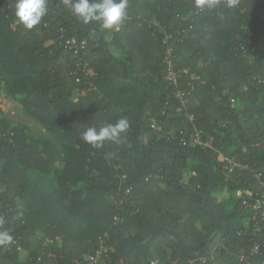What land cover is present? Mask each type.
<instances>
[{
    "label": "trees",
    "instance_id": "trees-1",
    "mask_svg": "<svg viewBox=\"0 0 264 264\" xmlns=\"http://www.w3.org/2000/svg\"><path fill=\"white\" fill-rule=\"evenodd\" d=\"M211 2L128 0L116 31L64 0L28 30L0 0V82L55 139L0 120V231L13 237L0 264H84L101 248L99 264H264V222L243 205L264 185V0ZM121 118L117 139L84 141Z\"/></svg>",
    "mask_w": 264,
    "mask_h": 264
},
{
    "label": "clouds",
    "instance_id": "clouds-1",
    "mask_svg": "<svg viewBox=\"0 0 264 264\" xmlns=\"http://www.w3.org/2000/svg\"><path fill=\"white\" fill-rule=\"evenodd\" d=\"M50 0H16L15 16L19 23L31 30L38 26L46 15ZM71 12L84 24L99 23L106 30L118 29L124 17L128 0H64ZM197 6L212 7L211 0H196ZM129 128L127 118L119 119L115 124H108L97 131L89 128L83 139L93 147H102L106 140H115ZM13 237L8 231H0V245H9Z\"/></svg>",
    "mask_w": 264,
    "mask_h": 264
},
{
    "label": "built area",
    "instance_id": "built-area-1",
    "mask_svg": "<svg viewBox=\"0 0 264 264\" xmlns=\"http://www.w3.org/2000/svg\"><path fill=\"white\" fill-rule=\"evenodd\" d=\"M115 30L119 31L120 28L115 29ZM67 44L69 45L70 49H75L77 48V45H78L75 39L69 41ZM82 44L85 45V42H83ZM168 63L169 65H168L167 79L173 84L177 85L178 76L174 70L172 62L169 61ZM193 144L202 146L204 148L211 147V142H204L202 133L199 131H197L195 137L193 138ZM219 159L221 161H226L228 163V165L226 166V169L228 170L229 173H231L235 168H242L238 166L236 163H234L233 160H229L225 158L222 154L219 155ZM237 193L240 195V197L243 195V192L241 191H238ZM245 195L247 196V198H245L243 201L244 207L250 210L251 212H253V214L255 215L254 216L255 222L257 223L264 222V185H263V191L261 193H254L252 191H246ZM105 252H106V248H101L100 250L96 251L94 254H91L85 260L84 264H99L100 261L103 259V255L105 254ZM254 253H257V248L255 249ZM238 258L241 262L252 264L251 262L248 261V258L245 256V254H240Z\"/></svg>",
    "mask_w": 264,
    "mask_h": 264
},
{
    "label": "rangeland",
    "instance_id": "rangeland-1",
    "mask_svg": "<svg viewBox=\"0 0 264 264\" xmlns=\"http://www.w3.org/2000/svg\"><path fill=\"white\" fill-rule=\"evenodd\" d=\"M80 99V94L76 95V100ZM0 120L6 119L11 126H25L29 129L30 134L37 137L47 139L49 141H55L51 134H49L46 129L34 118L25 114L22 106L19 102L15 101L8 93L0 82ZM223 160V159H222ZM236 198L240 195L236 193L234 195ZM233 207V203L230 204V208ZM248 219L244 220L247 223ZM26 257V253H21V259Z\"/></svg>",
    "mask_w": 264,
    "mask_h": 264
},
{
    "label": "water",
    "instance_id": "water-1",
    "mask_svg": "<svg viewBox=\"0 0 264 264\" xmlns=\"http://www.w3.org/2000/svg\"><path fill=\"white\" fill-rule=\"evenodd\" d=\"M199 159L202 160V161H204V162L208 165L209 170H210V173L212 174V173H213V166H212L207 160H205L204 158H199ZM216 235H217V231L214 233L213 237L209 239V241L206 243L205 247L202 249L201 252H206V251H207L208 247L211 245V243H212V241H213V238H214ZM136 246H137V245H136ZM134 248H135V246H133V247L127 249L126 251H124V252L122 253V258L125 259V258L128 256V254H129Z\"/></svg>",
    "mask_w": 264,
    "mask_h": 264
}]
</instances>
